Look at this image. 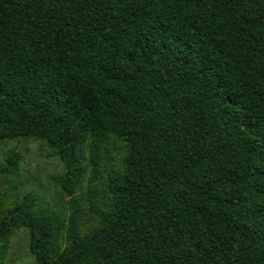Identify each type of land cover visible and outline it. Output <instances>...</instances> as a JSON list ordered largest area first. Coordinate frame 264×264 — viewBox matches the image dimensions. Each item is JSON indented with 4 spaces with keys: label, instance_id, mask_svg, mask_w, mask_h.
<instances>
[{
    "label": "trees",
    "instance_id": "obj_1",
    "mask_svg": "<svg viewBox=\"0 0 264 264\" xmlns=\"http://www.w3.org/2000/svg\"><path fill=\"white\" fill-rule=\"evenodd\" d=\"M22 137L68 212L0 199V264L18 226L37 264H264V0H0V140Z\"/></svg>",
    "mask_w": 264,
    "mask_h": 264
},
{
    "label": "rangeland",
    "instance_id": "obj_2",
    "mask_svg": "<svg viewBox=\"0 0 264 264\" xmlns=\"http://www.w3.org/2000/svg\"><path fill=\"white\" fill-rule=\"evenodd\" d=\"M12 149L16 151L17 165L9 173L0 172V199L8 204L20 201L26 193H32L37 207H46L66 217L68 196L54 179L63 171L58 157L43 140L29 137L0 140V165L6 164L7 153ZM122 157L121 140L110 137L102 149V173L105 175L112 170L120 169ZM84 164L86 173L75 191L85 212L81 226L83 231L98 222L97 217L88 210L87 178L90 165L86 160ZM100 182L96 184L97 188L100 187ZM99 196H103V191ZM4 262L5 264H37L29 250V232L25 227L18 226L10 234Z\"/></svg>",
    "mask_w": 264,
    "mask_h": 264
}]
</instances>
